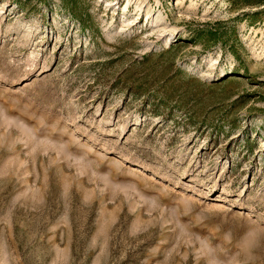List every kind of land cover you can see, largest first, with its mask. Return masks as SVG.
<instances>
[{"label": "rangeland", "instance_id": "1", "mask_svg": "<svg viewBox=\"0 0 264 264\" xmlns=\"http://www.w3.org/2000/svg\"><path fill=\"white\" fill-rule=\"evenodd\" d=\"M0 264H264V0H0Z\"/></svg>", "mask_w": 264, "mask_h": 264}, {"label": "bare ground", "instance_id": "2", "mask_svg": "<svg viewBox=\"0 0 264 264\" xmlns=\"http://www.w3.org/2000/svg\"><path fill=\"white\" fill-rule=\"evenodd\" d=\"M160 20H162V18H161ZM160 20H159V21H160ZM162 21H163V20H162Z\"/></svg>", "mask_w": 264, "mask_h": 264}]
</instances>
